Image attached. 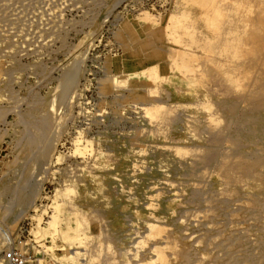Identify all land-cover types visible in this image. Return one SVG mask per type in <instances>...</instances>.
<instances>
[{
    "label": "rangeland",
    "instance_id": "rangeland-1",
    "mask_svg": "<svg viewBox=\"0 0 264 264\" xmlns=\"http://www.w3.org/2000/svg\"><path fill=\"white\" fill-rule=\"evenodd\" d=\"M259 103L264 0H0V264H264Z\"/></svg>",
    "mask_w": 264,
    "mask_h": 264
},
{
    "label": "bare ground",
    "instance_id": "bare-ground-1",
    "mask_svg": "<svg viewBox=\"0 0 264 264\" xmlns=\"http://www.w3.org/2000/svg\"><path fill=\"white\" fill-rule=\"evenodd\" d=\"M196 2V1H195ZM205 15V14H204ZM190 16V15H189ZM209 16V15H208ZM210 17V16H209ZM211 18V17H210ZM210 23V22H209ZM212 23H213V21H212ZM211 24V23H210ZM215 25V24H214ZM210 26V25H209ZM213 26V25H212ZM211 26V27H212ZM214 32V31H213ZM222 102H223V100H222ZM219 103V102H218ZM223 104V103H222ZM226 110V109H225ZM264 104L263 103H259V105H257V107L255 108V109H253V110H251V111H246L245 113H244V116H242V115H237V114H230V115H228V117H229V121L231 122L230 124L232 125L233 123H236V122H239V123H236V126H238V130H240L242 133H240V134H242V138L244 137H249V128L250 127H252L251 129L253 130L252 132H256V133H258L259 134V132L262 130H264ZM252 111H254V112H252ZM232 112V111H231ZM257 113V114H256ZM227 114H229V113H227ZM237 116V117H236ZM230 126V125H229ZM233 126V125H232ZM231 126V127H232ZM230 127V128H231ZM194 128V127H193ZM235 130L237 129V128H234ZM194 131V130H193ZM216 137V136H215ZM214 141V140H213ZM244 153V152H243ZM209 158V157H208ZM169 159V158H168ZM230 166V165H229ZM196 167V166H195ZM245 168H248L247 167V165H245V164H243V166H242V169L243 170H245ZM262 170V169H261ZM246 172H247V170H246ZM244 173V172H243ZM258 173H260V171H258ZM264 175V174H263ZM232 177V176H231ZM233 177H234V175H233ZM264 179V178H263ZM237 181H239V180H237ZM240 185V184H239ZM264 186V185H263ZM262 187V186H261ZM242 191H243V189H242ZM258 191V190H257ZM230 196V195H229ZM257 197V196H256ZM258 197H260V196H258ZM257 197V198H258ZM258 203V202H257ZM253 206V205H252ZM249 207V206H248ZM213 210V209H212ZM244 211V210H243ZM259 213V212H258ZM241 214V213H240ZM239 214V215H240ZM246 215H248V214H246ZM245 215V216H246ZM241 216V215H240ZM235 219V218H234ZM239 219V218H238ZM255 219H256V216H255ZM82 225V224H81ZM239 226V225H238ZM230 229V228H229ZM232 229V228H231ZM165 233V232H164ZM248 233H250V232H248ZM239 235V234H238ZM226 236V235H225ZM64 237V236H63ZM66 237V236H65ZM64 237V238H65ZM79 237V236H78ZM244 237V236H243ZM69 239V238H68ZM222 240V239H221ZM240 241V240H239ZM255 241H256V238H255ZM257 242V241H256ZM175 243V242H174ZM176 243H177V241H176ZM254 243V242H253ZM242 244V243H241ZM253 245H255V244H253ZM172 247H174V246H172ZM171 247V248H172ZM175 248V247H174ZM244 249V248H243ZM161 250V249H160ZM169 250V249H168ZM179 250V249H178ZM158 252V251H157ZM166 253V252H165ZM164 253V254H165ZM173 253V252H172ZM231 253H233L232 251H231ZM230 254V253H229ZM159 255V254H158ZM166 255V254H165ZM165 255H163L162 253L160 254V258H162V259H164V257H166ZM230 255H232V254H230ZM229 256V255H228ZM167 258V257H166ZM187 258V257H186ZM230 258V257H229ZM206 259V258H205ZM225 259V258H224ZM166 260V259H165ZM169 260V259H168ZM211 260V259H210ZM2 262L1 263H3V260H1ZM167 261V260H166ZM186 261H187V259H185L184 258V262L186 263ZM165 262V261H164ZM163 262V263H164ZM160 263V262H159ZM162 263V264H163ZM168 263V262H167ZM204 263V262H203ZM228 263V262H227ZM244 263V262H243ZM250 263V262H249ZM255 263H257V261L255 262ZM166 264V263H165Z\"/></svg>",
    "mask_w": 264,
    "mask_h": 264
},
{
    "label": "built area",
    "instance_id": "built-area-1",
    "mask_svg": "<svg viewBox=\"0 0 264 264\" xmlns=\"http://www.w3.org/2000/svg\"><path fill=\"white\" fill-rule=\"evenodd\" d=\"M2 260V264H29L25 255L11 247L3 251Z\"/></svg>",
    "mask_w": 264,
    "mask_h": 264
}]
</instances>
